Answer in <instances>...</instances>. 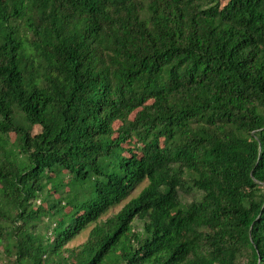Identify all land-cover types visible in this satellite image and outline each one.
I'll return each mask as SVG.
<instances>
[{
    "label": "trees",
    "instance_id": "obj_1",
    "mask_svg": "<svg viewBox=\"0 0 264 264\" xmlns=\"http://www.w3.org/2000/svg\"><path fill=\"white\" fill-rule=\"evenodd\" d=\"M0 242L264 264V0H0Z\"/></svg>",
    "mask_w": 264,
    "mask_h": 264
},
{
    "label": "rangeland",
    "instance_id": "obj_2",
    "mask_svg": "<svg viewBox=\"0 0 264 264\" xmlns=\"http://www.w3.org/2000/svg\"><path fill=\"white\" fill-rule=\"evenodd\" d=\"M40 131H41V129L36 127L33 130V134H36ZM12 138H15L14 134H12ZM147 184H148V182H145L142 185H140L137 189H135V191L132 193V195L129 199H127L124 203H122V205L113 209L110 213H108V215H106L105 220L108 219L109 217H112L113 215L117 214L124 207V205L126 203H128L131 199L136 198L140 194V192L146 187ZM142 228H143V224L140 221H135L133 231L139 232L142 230ZM91 229H92V227L90 226L81 235H79L74 241H72L70 244H68L67 247L68 248H74V247H78V246L82 245L87 240ZM7 258H8V254L5 251L3 243L0 242V264H6L7 261H12V260L14 261V256H12L10 259H7Z\"/></svg>",
    "mask_w": 264,
    "mask_h": 264
}]
</instances>
